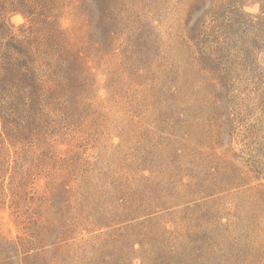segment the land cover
<instances>
[{"label":"rangeland","instance_id":"obj_1","mask_svg":"<svg viewBox=\"0 0 264 264\" xmlns=\"http://www.w3.org/2000/svg\"><path fill=\"white\" fill-rule=\"evenodd\" d=\"M0 264H264V0H0Z\"/></svg>","mask_w":264,"mask_h":264}]
</instances>
